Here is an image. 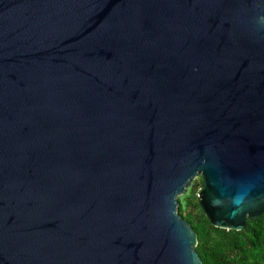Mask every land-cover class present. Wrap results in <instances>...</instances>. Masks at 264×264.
<instances>
[{"label":"water","instance_id":"obj_1","mask_svg":"<svg viewBox=\"0 0 264 264\" xmlns=\"http://www.w3.org/2000/svg\"><path fill=\"white\" fill-rule=\"evenodd\" d=\"M264 213V0H0V264H201Z\"/></svg>","mask_w":264,"mask_h":264},{"label":"trees","instance_id":"obj_2","mask_svg":"<svg viewBox=\"0 0 264 264\" xmlns=\"http://www.w3.org/2000/svg\"><path fill=\"white\" fill-rule=\"evenodd\" d=\"M177 197V213L196 235L194 250L201 264H264V213L247 223L240 230L212 226L201 212L197 188Z\"/></svg>","mask_w":264,"mask_h":264},{"label":"rangeland","instance_id":"obj_3","mask_svg":"<svg viewBox=\"0 0 264 264\" xmlns=\"http://www.w3.org/2000/svg\"><path fill=\"white\" fill-rule=\"evenodd\" d=\"M194 185H196V187H198V185H199V176H195V177L192 178V180L190 181L189 185L186 187L185 191L181 194V196L186 194V193H188L190 188H192V186L194 187Z\"/></svg>","mask_w":264,"mask_h":264}]
</instances>
